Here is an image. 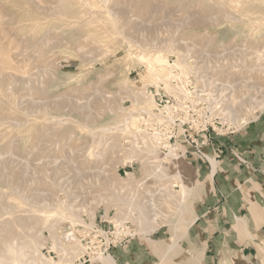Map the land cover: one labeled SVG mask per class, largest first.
<instances>
[{"label":"rangeland","instance_id":"1","mask_svg":"<svg viewBox=\"0 0 264 264\" xmlns=\"http://www.w3.org/2000/svg\"><path fill=\"white\" fill-rule=\"evenodd\" d=\"M263 13L264 0H0V237L8 241L15 234L27 263L41 255L59 264L55 254L72 251L78 257L84 252L80 244L63 243L72 217H87L90 223L122 215L125 219L130 210L124 202H133L135 210L125 221L134 225L138 233L134 239L149 245L157 264L186 263L180 245L165 254L175 237L184 238L205 191L183 170L182 163L190 160L172 163L167 158L171 166L167 165L158 150L145 153L154 144L152 138H147L145 148L137 135L121 130L117 143L123 150L114 151L101 142L108 138L90 132L115 123L133 131L134 123L124 122L135 106L129 89L146 86V93L154 103L157 100L155 86L142 81L145 59L136 62L135 56L170 45L168 58L172 49L193 52L197 69L221 84L232 122L246 120L242 130L214 136L205 147L211 163L215 160L220 169L226 149L219 140L235 137L246 125L264 119V60L256 56V51H264L260 49L264 22L259 18ZM235 14L243 20L233 21ZM253 28L260 29L256 35L251 34ZM214 150L220 158H215ZM232 153L243 163L237 149ZM198 161L212 178L214 166ZM176 165L185 184L195 188L181 213L179 198L168 199L161 191L176 182ZM171 190L177 194L180 185ZM135 204L147 212L150 205L155 208L154 231ZM32 236L40 237L37 243H30ZM105 257L92 264H107L101 260ZM109 257L115 261L112 253Z\"/></svg>","mask_w":264,"mask_h":264},{"label":"crops","instance_id":"2","mask_svg":"<svg viewBox=\"0 0 264 264\" xmlns=\"http://www.w3.org/2000/svg\"><path fill=\"white\" fill-rule=\"evenodd\" d=\"M263 122L219 140L226 150L212 178L197 159L182 163L187 177L205 188L181 240L188 257L184 264H264ZM234 149L243 163L233 156ZM125 247L112 251L117 264H157L147 243L134 239Z\"/></svg>","mask_w":264,"mask_h":264},{"label":"built area","instance_id":"3","mask_svg":"<svg viewBox=\"0 0 264 264\" xmlns=\"http://www.w3.org/2000/svg\"><path fill=\"white\" fill-rule=\"evenodd\" d=\"M196 64L193 52L185 56H169L168 88L165 84L154 87L156 106L138 114L136 134L138 139L152 138L167 165L171 164L167 158L172 163L182 159H201L213 168L211 158L204 150L210 145L211 138L238 132L245 124L238 125L229 119L224 106L225 94L220 92L221 84L210 75L201 73ZM125 141L130 142L127 137ZM182 145L185 147L180 149ZM172 150L174 156L170 155ZM215 152V158H220ZM173 168L180 172L179 165ZM179 184L176 177L173 186L177 188ZM133 226L129 221L117 225L112 219L102 218L90 223L87 217H83L79 222L69 224L62 237L64 244H80L83 254L76 257L72 251H66L68 253L55 254L53 259L59 264H92L99 256H110L113 249L125 247L133 240L138 235Z\"/></svg>","mask_w":264,"mask_h":264},{"label":"bare ground","instance_id":"4","mask_svg":"<svg viewBox=\"0 0 264 264\" xmlns=\"http://www.w3.org/2000/svg\"><path fill=\"white\" fill-rule=\"evenodd\" d=\"M82 1V0H81ZM205 1V0H204ZM233 1V0H232ZM246 2V1H245ZM84 3V2H83ZM232 3V2H231ZM62 4V3H61ZM82 4V3H81ZM203 4V3H202ZM222 4V3H221ZM220 4V5H221ZM236 4V3H235ZM234 4V5H235ZM239 4V3H238ZM253 4V3H252ZM204 5V4H203ZM219 5V4H218ZM230 5V4H229ZM82 6H83V4H82ZM63 7V6H62ZM219 7V6H218ZM234 7V6H233ZM238 7V6H237ZM240 7V6H239ZM222 8H223V6H222ZM229 8V7H228ZM250 8V7H249ZM111 9V8H110ZM115 9V8H114ZM231 9V8H230ZM75 11V10H74ZM232 11H234L233 9H232ZM237 11V10H236ZM239 11V10H238ZM237 11V12H238ZM257 11H259V9L257 10ZM110 12H112V10L110 11ZM235 12V11H234ZM234 12H232V13H234ZM262 12V11H261ZM255 13H256V11H255ZM117 14V13H116ZM227 14V13H226ZM229 14H231V13H229ZM238 14V13H237ZM237 14H235V16H232L231 18L232 19H234L233 21H235V20H243V18H238L237 16L239 15H237ZM258 14V13H257ZM114 15V14H113ZM113 15H112V17H113ZM237 15V16H236ZM259 15V14H258ZM263 15H264V13H263ZM79 16V15H78ZM226 16H228V15H226ZM240 16V15H239ZM247 16V15H246ZM249 16H250V14H249ZM154 17V16H153ZM261 17V18H260ZM152 18V17H151ZM245 18V17H244ZM250 18V17H249ZM259 18L261 19V21L262 22H264V16H259ZM190 19V18H189ZM251 19V18H250ZM256 19H258V16H257V18ZM196 20H198V19H196ZM209 20V19H208ZM231 20V19H230ZM259 20V19H258ZM115 21V20H114ZM190 21V20H189ZM195 21V20H194ZM193 21V22H194ZM200 21H201V19H200ZM255 21V20H254ZM253 20H251L250 22L252 23V22H254ZM257 21V20H256ZM260 21V22H261ZM185 22V21H184ZM187 22V21H186ZM208 22V21H207ZM237 22V21H236ZM28 23V22H27ZM30 23V22H29ZM36 23H37V19H36ZM35 23V24H36ZM39 23V22H38ZM72 23V22H71ZM200 23V22H199ZM198 23V24H199ZM206 23V22H205ZM195 24V23H194ZM197 24V23H196ZM264 24V23H263ZM40 25V24H39ZM38 25V26H39ZM42 25V24H41ZM73 25H75V24H73ZM255 25H257V24H255ZM42 26H44V25H42ZM76 26V25H75ZM75 26H73L72 28H74ZM79 26V25H78ZM81 26V25H80ZM254 26V25H253ZM260 26H262V25H260ZM36 27V26H35ZM259 27V26H258ZM32 28V27H31ZM76 28V27H75ZM246 28H248V27H246ZM261 28V27H260ZM259 29V28H258ZM256 30H257V28H256ZM260 30V29H259ZM259 30L258 31H255V28H253V31L251 32V34L252 35H256L258 32H259ZM264 33V32H263ZM75 38V37H74ZM174 46V45H173ZM227 47V46H226ZM264 47V45L263 46H261V48L260 49H262ZM169 48H170V45H169ZM166 49V50H154V51H152V52H148V53H144V55H142L141 56V58H138V57H136L135 56V58H136V62H141L142 61V59H145L144 60V63H142V64H144V66H145V71L143 72V74H142V81L144 82V84H149V85H154L155 87H157V88H159V86H160V84H165V87H167L168 88V85H167V81H168V79H169V70H168V67H167V65H168V54L171 52V51H168V50H170V49ZM2 49V48H1ZM227 49V48H226ZM261 51V50H260ZM260 51H256V56L257 57H259L258 59H260V61L263 59L264 60V51L262 52L263 54H261L260 53ZM172 52H173V54H178V55H181V56H185V55H187L189 52L187 51V52H185V53H180L177 49H172ZM228 53V52H227ZM260 53V54H259ZM106 54V53H105ZM129 55H131V54H129ZM132 56V55H131ZM208 56V55H207ZM130 60V59H129ZM262 62V61H261ZM263 63V62H262ZM8 64H10V66H11V63H8ZM9 67V66H8ZM5 68V67H4ZM198 69L200 68V67H197ZM200 71V70H199ZM51 74V73H50ZM124 83H126V82H124ZM128 84H129V82H128ZM126 85V84H125ZM253 85V84H252ZM129 86H132V85H129ZM126 87V86H125ZM128 87V86H127ZM126 87V88H127ZM133 87H134V85H133ZM137 87V86H136ZM144 87H146V86H143L142 88H140V89H129V95H130V97L132 98V100L134 101V110L133 111H129V112H127V118L126 119H124V122L126 121V120H130L131 122H133L134 124L132 125V130L133 131H131V129L130 130H128V128H123V125H116V123L115 124H113V125H111V126H107V127H102V128H100V129H98L97 131H94V132H90V134H93V135H98V134H100V135H102V137H106V138H108L109 140H111V141H109L108 139H107V142H105V141H103L102 139V141L101 142H104V143H106L105 145H107V147H109V148H114V151H115V149L117 150V149H120V147L122 146L121 144H119V143H121V142H119V143H117V141L119 140H117V138H119V137H117L118 135L117 134H120V130H121V132H123L124 134H127L128 136H130L129 134H135V136L137 135L136 134V131H137V129L139 128V125H138V120H139V116H138V114L139 113H141L142 111L141 110H152L153 109V107L154 106H156V103H154V98L151 96V95H148L147 93H146V91H145V88ZM126 90V89H125ZM45 93V92H44ZM90 98V97H89ZM88 102V101H87ZM110 102V101H109ZM87 105H89V104H87ZM85 106V105H84ZM83 107V106H82ZM88 107V106H87ZM90 107V106H89ZM229 108H230V106H228ZM241 107V106H240ZM114 108V107H113ZM261 108V107H260ZM89 110V109H88ZM111 111L113 110L112 108L110 109ZM235 110V109H234ZM233 111V110H232ZM115 112V111H114ZM125 113V112H124ZM122 114H123V112H122ZM238 115V114H237ZM237 115H236V117H237ZM254 115V114H253ZM125 116V117H126ZM238 116H240V115H238ZM240 117H238V119H239ZM61 121H63V120H60V122L58 121V123H61ZM238 121H240V124H242V123H244V122H246V120H238ZM248 121V120H247ZM64 123V122H63ZM65 124V123H64ZM123 134V135H124ZM133 137H134V135H132ZM131 136V137H132ZM121 137V136H120ZM135 139H136V137H134ZM137 140V139H136ZM151 140V139H150ZM153 140V139H152ZM99 141V142H100ZM109 141V142H108ZM100 142V143H101ZM147 142H148V139L147 138H143V143H144V147H145V144H147ZM150 142V141H149ZM138 143V142H137ZM151 144V147H150V149L146 152V153H148V154H153L154 152H155V150L157 151L158 149H156V147H155V145L153 144V143H150ZM121 145V146H120ZM123 147V146H122ZM121 147V148H122ZM146 148V147H145ZM122 150H123V148H122ZM155 154V153H154ZM153 154V155H154ZM157 154V153H156ZM170 155H172V156H174V151L172 150L171 151V153H170ZM215 161V160H214ZM213 160H212V165L214 166V172L216 171V163L214 162ZM21 166V165H20ZM162 166V165H161ZM26 167V166H25ZM76 169V168H75ZM213 172V173H214ZM158 173V172H157ZM74 174H75V172H74ZM161 174V173H160ZM163 174V173H162ZM161 174V175H162ZM164 175H165V173H164ZM157 176H159V175H157ZM167 176V175H166ZM165 176V177H166ZM160 177H162V176H160ZM174 177V176H173ZM176 177L177 178H179V181H180V190H178V192H177V194H174L173 192H172V190H171V188L172 187H174L173 186V184H169V185H167L165 188L166 189H161V191L163 192V193H167V196H168V199H170V198H173V197H177V198H179V204H178V209H179V213H181V211H182V208H181V206H182V204H184L185 203V200L189 197V196H191L192 194H193V192H194V190H195V188H193V187H189L188 185H186L185 184V182H184V180H183V177L180 175V173H177L176 174ZM159 178V177H158ZM175 178V177H174ZM169 179V178H168ZM171 179V178H170ZM169 179V180H170ZM167 180V179H166ZM164 181V180H163ZM21 182V181H20ZM174 183V182H173ZM171 187V188H170ZM1 192V191H0ZM14 193V192H13ZM2 194V193H1ZM77 195V194H76ZM75 195V196H76ZM160 195V194H159ZM2 196V195H1ZM21 196V195H20ZM69 196V195H68ZM155 196V195H154ZM153 196V197H154ZM179 196V197H178ZM163 197V196H162ZM25 198V197H24ZM27 198V197H26ZM69 198V197H68ZM25 201V200H24ZM122 203V201H120L119 200V203ZM150 202L152 203L153 202V199H152V197L150 198ZM132 204H133V202H130V203H128V202H124V207H126L127 208V210H130L129 211V213L128 214H126L125 213V216L127 215V217H129L130 215H131V213L135 210V208H133L134 206H132ZM135 205H137V204H135ZM14 207H15V205H13ZM23 206V205H22ZM186 206V205H185ZM63 207V206H62ZM150 211L149 212H147L146 211V208L143 206H138L137 205V207H136V211H138V212H140V214H138L140 217H141V219L142 220H146L147 221V224H148V229L150 230V231H154L156 228H154L153 226H152V223H154L155 222V217H154V214H152V211H154L155 210V208L153 207V206H151L150 205ZM187 207V206H186ZM185 208V207H184ZM56 209V208H55ZM62 209V208H61ZM57 210H58V208H57ZM56 210V211H57ZM63 210V209H62ZM107 210V209H106ZM59 211V210H58ZM66 211V210H65ZM60 212H62V211H60ZM59 213V212H58ZM121 213V215H122V213H124V212H120ZM55 214V213H54ZM62 214V213H61ZM12 215H13V213H12ZM73 215V214H72ZM114 215V214H113ZM55 216V215H54ZM106 216V215H105ZM124 215H122V217L121 216H116V218L115 219H113L112 218V220H114L115 222H117V223H120V224H122V223H124V221L126 220V218L124 219V217H123ZM184 217V216H183ZM73 219L71 220L73 223H75V221L77 220V221H79V219H81V218H78L77 216H74V217H72ZM150 218H153V220L152 221H150ZM180 218V217H179ZM17 220V219H16ZM46 221H47V219H44V221H43V224H44V222H45V224H47L46 223ZM149 222V223H148ZM172 222H173V220H172ZM187 221H185V223H186ZM189 222V221H188ZM192 222V221H191ZM1 224H2V222H1ZM22 224V223H21ZM177 224V223H176ZM192 225V224H191ZM3 226V225H2ZM0 227V232L2 231V229H3V227ZM13 229V228H12ZM15 233H16V231H15ZM51 233V232H50ZM49 233V234H50ZM11 235V234H10ZM36 236H38V235H36ZM50 236V235H49ZM21 237V236H20ZM35 237V236H34ZM5 238V239H4ZM4 238L2 239L1 237H0V239L3 241V244H1V245H4L3 247H4V250H2L3 252H1L0 251V253H2L1 254V256H0V264H57V263H55L52 259L51 260H46L44 257H42L41 255H39V257L40 258H38L37 256H36V258H34V260H32L31 262H29V263H27V261H26V259H25V256H24V251H23V249L24 248H22L20 245H19V243H18V239H17V236L14 234L13 235V237H11L8 241L6 240V237L4 236ZM27 238V237H26ZM36 238V237H35ZM40 238V237H39ZM38 237H37V239H39ZM29 239H30V237H29ZM31 239H33V236H32V238ZM37 239H33V240H30L31 242L30 243H33L35 240H36V242H34V243H37ZM56 240H58L57 238L55 239V241ZM29 241V240H28ZM180 241L181 240H178L177 239V237H175V239H173L172 240V242H170V243H168V244H170V246L168 245V247H170L168 250H167V252H166V254L165 255H167V254H169L171 251H173L175 248H176V246L178 245H180L181 246V244H180ZM1 242V241H0ZM57 242V241H56ZM58 242H60V241H58ZM24 245V244H23ZM38 245V244H37ZM26 246V245H25ZM25 246H23V247H25ZM0 248H1V246H0ZM1 249H3V248H1ZM30 251V250H29ZM103 259V261H106V263L107 264H114L115 263V261H114V259L112 258V257H109V256H107V257H105V258H101V260ZM201 261V260H200ZM227 261V260H226ZM230 263V262H229ZM259 264V263H258Z\"/></svg>","mask_w":264,"mask_h":264}]
</instances>
